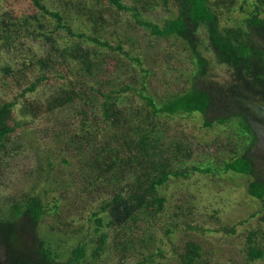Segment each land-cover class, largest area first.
Returning a JSON list of instances; mask_svg holds the SVG:
<instances>
[{"label":"rangeland","instance_id":"rangeland-1","mask_svg":"<svg viewBox=\"0 0 264 264\" xmlns=\"http://www.w3.org/2000/svg\"><path fill=\"white\" fill-rule=\"evenodd\" d=\"M40 1L50 12L61 11L63 24L68 22L71 29L58 27V19L32 0H0V19L6 16L15 23L10 31L0 28V106L13 102L20 122L7 140L9 164L3 162L0 166L3 215L10 216L14 204L24 206L32 196H40L46 213L39 234L61 260H66L79 243H87L83 264H184L187 244L194 241L201 252L195 264H264V258L251 261L248 254L249 246L257 241L264 248V203L248 192L251 176L224 168L233 155L230 147L239 148L240 141L245 147L244 134L234 120L208 127L199 113L163 114L165 129L170 128L164 140L170 136L171 140L183 138L192 147L191 156L183 155L174 165L187 176L172 175L160 188L166 197L164 211L152 223L143 224L142 232L132 227L119 233L107 226L109 215L101 211L115 185L105 183L107 175L98 166L108 155L103 140L110 130L102 131L98 140L83 148L82 142L68 138L69 132L79 129L77 111L84 105L82 99L75 103V109L68 104L42 117H36L26 104L37 98L48 100L60 87L78 82L87 101L96 103L89 107L97 118L96 125L104 128L101 106L107 94L118 100L120 108L133 114H143L148 107L140 91L160 106L175 99L191 87L198 71L193 50L175 37L156 35L151 28L134 24L139 17L164 25L178 14L177 6L171 3L165 7L162 0H150L146 10L141 0H124L129 8L135 4L140 16L126 9L120 12L121 17L115 12L118 22H113L108 17V0H71L66 9L64 0ZM218 1L224 2L220 9L226 26L245 27L246 17L256 7V0ZM34 14L38 18L25 23L29 22L25 18ZM40 30L52 40H47ZM17 31L24 41L20 50L5 44L6 38L17 36ZM81 32L85 37L78 35ZM95 37L110 42L112 47L97 43L92 39ZM77 46L94 51L96 63L91 72L75 56ZM17 55L28 58L22 74L16 72ZM46 56H54L57 66L46 67L36 90L24 92L42 72L37 58ZM6 66L13 68L11 75H5ZM227 72L221 67L214 74L218 78ZM98 216L104 220L101 228L96 223ZM103 234L108 238L98 253Z\"/></svg>","mask_w":264,"mask_h":264},{"label":"trees","instance_id":"trees-1","mask_svg":"<svg viewBox=\"0 0 264 264\" xmlns=\"http://www.w3.org/2000/svg\"><path fill=\"white\" fill-rule=\"evenodd\" d=\"M138 1L140 0H135L136 3ZM141 1L144 9H149L146 6L150 0ZM162 1L165 7L171 3L177 6L178 14L174 18H169L164 25H160L136 17L137 23L134 25L140 24L151 28L156 35L175 37L193 50L198 71L193 76L191 87L184 93L160 106L152 97L144 96L140 91L148 106L143 114L139 112L133 114L120 108L118 100L113 95L102 93L106 97L101 106L104 128L102 125H96L97 118L93 111L89 110L90 105L94 106L96 103H90L94 100L87 101L85 91L78 86L80 85L78 82L72 83L70 87H60L57 94L48 100L37 98L26 102L36 117H42L68 104H71L68 107L75 109L78 107L75 103L82 99L84 105L77 111L79 129L69 132L71 135L68 138L82 142L83 148L85 145L89 148L98 140L102 131L110 130L103 140L108 146V155L98 162V166L107 175L104 177L105 183L115 185L112 192L108 193L110 198L101 205V211L109 215L107 226L117 229L119 233L131 230L132 227L142 232L143 224L152 223L154 218L164 211L166 197L162 195L160 188L172 175L185 173L176 167L174 169V165L177 166L178 159L183 155L191 156L192 147L183 138L176 137L171 140L170 136L164 140L170 128L165 129L163 114L171 116L179 112L199 113L203 117L204 125L208 127L229 124L234 120L240 133L244 134L245 147L240 141L239 148L234 145L228 148L233 155L226 161L224 168L251 176L248 192L264 203V0H256L254 12L245 19V27L222 24L223 14L220 6L224 4L223 1ZM32 2L42 10L48 11L40 0ZM71 2L62 1L64 9L70 6ZM108 2L111 3L108 17L113 22H118L115 12L121 17L120 12L126 9L133 10L135 16H140L135 4L129 8L124 0ZM48 12L58 19L60 22L58 27L71 29L68 22L63 24L64 17L61 11ZM42 14L47 18L44 13ZM34 18H38V15L25 18V21ZM14 25L15 23L6 16L0 19V28L4 32L10 31ZM40 27L46 30L44 23H41ZM70 31L75 36V33ZM40 33L47 40H52V37L42 30ZM15 35L17 36L6 38L5 44L9 48L20 50L24 44L20 38L22 34L17 31ZM78 35L85 37V33L82 32ZM92 39L112 47L110 42L102 41L99 37ZM30 52L28 57L31 59ZM74 53L91 72L96 63L93 60L94 51L77 46ZM15 59L18 67L16 72L22 74L28 58L17 55ZM37 59H39L37 64L43 67L42 72L36 82L26 87L24 92L35 91L38 82L44 78L46 67L51 66V69H55L57 66L54 56ZM135 61L140 62L139 59ZM21 65L23 67H20ZM221 67L227 68L228 72L216 78L215 74ZM5 70L6 76L13 73L11 66H6ZM127 88L130 89L131 86L127 84ZM13 107L14 103L8 101L0 106V166L3 162L9 164L11 154L7 140L17 131L20 123ZM183 176L186 177V173ZM13 206L14 210L10 216H4L0 211V247L3 250L0 264H83L87 256V243H79L66 260H61L40 236L39 225L46 213V205L40 196H32L24 206L21 204ZM96 223L100 228L104 226V220L100 216ZM107 238V234L102 235L98 253L103 250ZM248 254L251 261L262 259L264 248L257 241L249 246ZM200 255V246L190 241L184 253L186 259L184 264H195ZM148 258L149 256L145 261Z\"/></svg>","mask_w":264,"mask_h":264}]
</instances>
